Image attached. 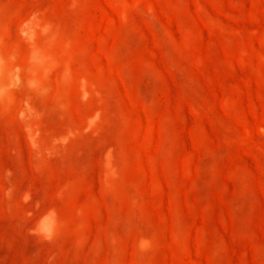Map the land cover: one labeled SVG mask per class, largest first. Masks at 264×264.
Here are the masks:
<instances>
[{"label": "rangeland", "instance_id": "rangeland-1", "mask_svg": "<svg viewBox=\"0 0 264 264\" xmlns=\"http://www.w3.org/2000/svg\"><path fill=\"white\" fill-rule=\"evenodd\" d=\"M0 264H264V0H0Z\"/></svg>", "mask_w": 264, "mask_h": 264}]
</instances>
